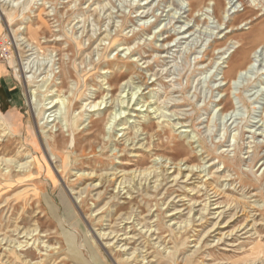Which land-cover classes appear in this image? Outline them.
<instances>
[{
	"label": "rangeland",
	"instance_id": "374dc122",
	"mask_svg": "<svg viewBox=\"0 0 264 264\" xmlns=\"http://www.w3.org/2000/svg\"><path fill=\"white\" fill-rule=\"evenodd\" d=\"M0 2L28 6L0 18V264H129L118 246L93 237L138 234L141 223L161 243L139 233L128 247L149 264H264V55L249 74L256 82L232 78L264 46L259 0H232V8L229 0H157L145 14L125 0ZM27 21L39 32L24 33ZM11 28L34 44L19 47ZM164 165L184 176L162 175L158 191L118 193L119 180ZM190 197L209 198L210 212L227 208L224 227L204 236L209 214L182 235L173 230L171 221L191 218ZM174 207L182 213L172 220ZM223 232L233 234L218 242Z\"/></svg>",
	"mask_w": 264,
	"mask_h": 264
},
{
	"label": "bare ground",
	"instance_id": "6f19581e",
	"mask_svg": "<svg viewBox=\"0 0 264 264\" xmlns=\"http://www.w3.org/2000/svg\"><path fill=\"white\" fill-rule=\"evenodd\" d=\"M125 1H128L130 6L133 7L134 9L137 10V12H141V14H145L147 13V8H148V11L151 9V7L153 6L154 2L157 1V0H138L139 2L138 3H135L136 0H125ZM142 1V2H140ZM181 1L182 0H179L178 2V7L181 5ZM199 1V5H202L203 4V1ZM240 3H242V0H238ZM255 1V0H254ZM31 2V0H28V3L29 4ZM191 2V0H190ZM259 3L262 4V6L264 7V0H259ZM193 4V3H192ZM228 4L230 5V8L233 7V4H232V0H229ZM232 4V5H231ZM191 5V4H190ZM28 6H23V7H20L19 3L15 4V3H4L2 4L0 2V18L2 17L3 14H7L9 17L12 15V12H9V11H12L13 9H20L21 11V15L24 14L25 10L27 9ZM10 8V9H9ZM143 10V11H141ZM228 9L226 8L225 12H227ZM24 28H25V32L24 33H29V34H36V32L38 33L39 30L37 28H32V25L30 24L29 21H27V23L25 25H23ZM59 26V25H58ZM57 26V28H58ZM45 27V26H44ZM152 27V26H151ZM151 27L148 28V30L151 29ZM32 28V29H31ZM64 30V29H63ZM12 32V36L14 37V39L16 40L15 42H17V45L19 47H21L24 43H27L28 45H33L34 43H31L29 42V39H27V37L19 32L18 33V29H14V28H11V31ZM65 32V31H64ZM60 34V35H59ZM53 35L55 37H59V36H62V35H67V34H61L58 30H54V33ZM21 37L22 39V43H19L17 41V38ZM93 36L89 35L88 39H92ZM33 39V41H36V44H35V47L37 48V50H40L41 47H40V39L39 38H36V36H32L31 37ZM102 41V40H101ZM83 44V41H79L77 43V47H79L80 45ZM24 46V45H23ZM92 46V45H91ZM25 47V46H24ZM257 47L255 50H254V53L250 55V60L249 62L246 64V66L244 68H240L238 69L234 76L232 77L234 80H240L242 79L243 77H248L247 80L248 81H251L252 83L253 82H256L259 78V76L255 79V80H252V77L249 76V74H253L254 75H257L258 73V70L256 72L253 71V69L255 68L256 66V61L258 60V58H260L261 56L264 55V46L263 47ZM22 49V48H21ZM53 51V50H52ZM92 53V52H91ZM40 54V53H39ZM83 55V51H79L78 52V58L81 59V62H80V65H83L84 64V58L82 57ZM68 56L67 54H62L61 56V63L62 65L66 62L65 61V57ZM31 55L27 58H23L21 57V63H22V70L24 71L25 68H31V64L33 63V58L31 59L32 61L30 62V60L28 62H30L29 66L25 67L26 64L23 63L24 60L26 59H30ZM82 57V58H81ZM263 59V58H262ZM16 61V60H15ZM12 63H14V60L12 59ZM114 63L111 62V64H109L110 66L113 65ZM127 66V64H125ZM65 66V65H64ZM63 66V67H64ZM33 68V67H32ZM20 69V70H21ZM232 70V69H230ZM229 70V71H230ZM64 70H60L59 71V75L62 76ZM233 73V72H232ZM81 77H83V73H81L80 75ZM49 77V76H48ZM30 79V78H28ZM84 81V83L81 85V83H79L78 80L75 81V84L72 85L71 89H70V94L72 95H75L77 94L76 93V90L73 89V87H75V89H81L83 86H85L86 82H85V79L83 78L82 79ZM145 82H148V80H146ZM144 82V84H146ZM81 91V90H80ZM27 94H28V97H29V102L32 103L33 102V98L35 99L36 97V93L33 92V91H27ZM60 96V95H59ZM56 99V98H55ZM65 99H68L67 97H65ZM65 99H61V107H58V110L59 111H62L63 109V106L66 104V100ZM148 100V99H147ZM53 100L50 102L52 103ZM105 100L104 99H101L99 101H93L87 105H90L91 107H97V106H101L102 103H104ZM148 102V101H147ZM146 102V103H147ZM83 106V105H82ZM84 106L86 107V104H84ZM104 115V114H103ZM3 116V115H2ZM74 118V117H73ZM76 120V118H75ZM113 121V120H112ZM71 124H74V119H72L71 121ZM70 124V125H71ZM111 124V123H110ZM69 125V124H68ZM65 127V125H64ZM70 127V126H68ZM111 127V126H110ZM189 144H193L192 141H190ZM172 158V157H170ZM20 168L22 167H26V163H22V164H19ZM156 167V166H155ZM180 167V166H179ZM193 168L194 167H200L199 164H194L192 166ZM8 168V166H6V169ZM154 167H149L147 168L146 170H144L143 173H140L139 175H141L142 177H139L138 179L134 180L133 182L130 181H126L124 179H121L118 181V186H117V189H118V193H127V195L131 194L132 191L135 189V188H140V189H153L154 191H158V189L163 185L164 181L167 179L166 177H164L165 179L163 180H160L161 176H165V174H168V178L169 177H172V180H173V183H176L178 182L179 178L180 177H183V172L182 170L179 168L177 170L170 168H166V166L164 165V167H159L161 168L160 170L158 168H154ZM192 173V171H189L187 174H186V178L185 179H188L190 174ZM138 175V176H139ZM113 178V177H112ZM141 178H144L145 181H144V184H142V179ZM110 180V179H109ZM170 181V180H169ZM116 182V181H115ZM128 182V183H127ZM101 181H99L98 183L94 184V187H97L98 185H101ZM152 184V185H150ZM184 191H186V194H181V195H178V196H182L183 198H180V199H185L187 196V192L188 189L187 188V185H185L184 187ZM191 188V187H189ZM191 190H194V189H191ZM118 194V195H119ZM148 194V193H147ZM189 194V193H188ZM118 195H114L113 196V199L116 198ZM209 199V198H208ZM206 200L203 204H201L200 202H198V200L190 197L189 201L186 202L183 206H186L187 209H189V216L188 217H191V218H188V219H184L182 221H171L169 224H174V229L175 231H177L178 234H184L186 233L187 231H189V228L190 227H194L196 226L195 223H198V224H201L203 223V221L206 219V215H209V214H212L215 221H214V224L213 226L208 229V231L204 234V236L208 235L209 232L211 231H215L217 229H219V227H224L223 225L221 226L220 224L223 223V220L225 218V215L227 214V208H218V210L214 211V212H210V206H209V203L210 201L209 200ZM111 201V200H110ZM182 206V207H183ZM200 206V207H199ZM173 213H170L169 215H172L174 216L173 218H171L172 220H175V216L176 215H181V210L179 209V207H174L173 209ZM134 213V212H133ZM138 215V214H136ZM191 215V216H190ZM196 215V216H195ZM235 215V214H233ZM139 216V215H138ZM136 216V217H138ZM135 217V216H134ZM135 217V219H136ZM127 219H129V217L126 216ZM141 220V219H140ZM143 222V221H141ZM145 222V221H144ZM149 223V222H148ZM132 224V223H131ZM135 224V223H134ZM133 224V225H134ZM140 224V223H139ZM142 224V230L140 229L139 230V233H144V236L148 237L147 239H149V241L153 240V245H158L159 243H161V236H157V237H154V233H153V229H152V226H149L148 224L146 223H141ZM208 224V223H207ZM151 225V224H150ZM154 225V224H153ZM132 226V225H131ZM130 227V226H129ZM133 227V226H132ZM136 227V226H135ZM246 227V226H245ZM157 228V227H156ZM241 229H244V228H241ZM132 230V229H131ZM240 230V229H239ZM122 231H124L123 233H121ZM157 231V230H156ZM138 234H134V233H131L129 232L128 230H126L125 228H116V229H109L108 231H105V232H96L95 231V237L93 238H96L97 241L100 242V244H102V246L104 247H109L111 245H116L119 247L120 251L123 252V254L127 255L125 257H123V260H126L127 262H129V264H131L132 262H138V261H142V263H146L147 261V255H145L144 253H140V254H136V250L134 251H130L129 250V247H128V244L130 245L132 242H135L137 239L140 240V237L138 238L137 236L139 235ZM23 234L25 235L24 237H27L29 238L30 235H32V231H23ZM146 234V235H145ZM233 232H230V233H222L218 238V242L220 240H222L223 238L225 237H228L229 235H232ZM245 234V233H244ZM187 235V234H186ZM203 236V237H204ZM202 237V239H203ZM145 238V237H144ZM146 239V238H145ZM202 239H200V241L197 243L194 244V249L192 250V252L189 254V257H193L194 255H196V253L199 252L200 248L203 246L202 245ZM142 242V241H141ZM148 243V242H147ZM141 245V244H140ZM145 244H142V246H144ZM142 248V247H141ZM145 249V246L143 247ZM141 250V249H140ZM146 250V249H145ZM144 250V251H145ZM149 250V249H148ZM165 251H163L164 253L168 254L169 251L168 249H164ZM143 251V250H142ZM18 252V251H17ZM146 252V251H145ZM147 253V252H146ZM149 254V253H148ZM15 255V254H14ZM137 256V257H136ZM141 257L142 256V259H138V257ZM149 257V256H148ZM189 259L187 257H184V260ZM152 261V260H151ZM148 264L150 263V261L147 262ZM14 264V263H13Z\"/></svg>",
	"mask_w": 264,
	"mask_h": 264
}]
</instances>
